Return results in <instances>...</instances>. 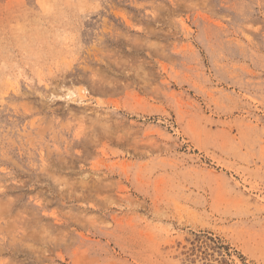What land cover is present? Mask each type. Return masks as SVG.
Instances as JSON below:
<instances>
[{
    "label": "rangeland",
    "instance_id": "1",
    "mask_svg": "<svg viewBox=\"0 0 264 264\" xmlns=\"http://www.w3.org/2000/svg\"><path fill=\"white\" fill-rule=\"evenodd\" d=\"M0 264H264V0H0Z\"/></svg>",
    "mask_w": 264,
    "mask_h": 264
}]
</instances>
